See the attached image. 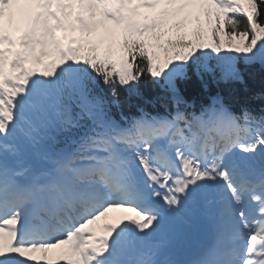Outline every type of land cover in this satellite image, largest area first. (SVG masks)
Returning a JSON list of instances; mask_svg holds the SVG:
<instances>
[{
	"label": "snow or ice",
	"instance_id": "6c2138e0",
	"mask_svg": "<svg viewBox=\"0 0 264 264\" xmlns=\"http://www.w3.org/2000/svg\"><path fill=\"white\" fill-rule=\"evenodd\" d=\"M213 54L264 64V0H0V264H264V116L179 109ZM146 75L175 112L118 121Z\"/></svg>",
	"mask_w": 264,
	"mask_h": 264
},
{
	"label": "trees",
	"instance_id": "16d2710c",
	"mask_svg": "<svg viewBox=\"0 0 264 264\" xmlns=\"http://www.w3.org/2000/svg\"><path fill=\"white\" fill-rule=\"evenodd\" d=\"M238 18L245 22L244 18ZM222 39V37L218 38L219 41ZM233 55L235 58L231 62L218 61L215 54L198 62L200 65H206V68L203 66L198 68L197 63H190L184 75L175 79V87L183 101L180 106H184L189 101L191 106L200 111L201 107L208 105L213 97L219 96L228 106L240 113L242 109L247 108L253 115L264 116V64L259 61L245 63L242 57ZM101 88H104L102 84ZM157 93H161L164 98L172 95L164 79L154 81L146 75L135 88L123 91L121 104L119 107L111 106V114L115 117L117 111L135 112L137 106H143L142 102L148 103L146 102L148 99L152 111H162L164 104L160 103L161 97L155 96ZM103 95L111 99L105 89ZM169 105L171 106L172 103L169 102Z\"/></svg>",
	"mask_w": 264,
	"mask_h": 264
},
{
	"label": "rangeland",
	"instance_id": "374dc122",
	"mask_svg": "<svg viewBox=\"0 0 264 264\" xmlns=\"http://www.w3.org/2000/svg\"><path fill=\"white\" fill-rule=\"evenodd\" d=\"M97 34H99V32L91 34V36L89 38H94Z\"/></svg>",
	"mask_w": 264,
	"mask_h": 264
},
{
	"label": "bare ground",
	"instance_id": "6f19581e",
	"mask_svg": "<svg viewBox=\"0 0 264 264\" xmlns=\"http://www.w3.org/2000/svg\"><path fill=\"white\" fill-rule=\"evenodd\" d=\"M97 224H98V222H96L95 224H93V226H92V225H91V226L94 227V226H96ZM91 226H90V227H91Z\"/></svg>",
	"mask_w": 264,
	"mask_h": 264
}]
</instances>
